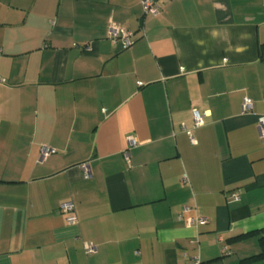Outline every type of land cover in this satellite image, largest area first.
Masks as SVG:
<instances>
[{"label": "crops", "instance_id": "1", "mask_svg": "<svg viewBox=\"0 0 264 264\" xmlns=\"http://www.w3.org/2000/svg\"><path fill=\"white\" fill-rule=\"evenodd\" d=\"M158 4L0 0V264H264V0Z\"/></svg>", "mask_w": 264, "mask_h": 264}, {"label": "built area", "instance_id": "2", "mask_svg": "<svg viewBox=\"0 0 264 264\" xmlns=\"http://www.w3.org/2000/svg\"><path fill=\"white\" fill-rule=\"evenodd\" d=\"M169 1V0H167ZM142 6L144 9L145 14H151L154 16H157L160 13V5L158 4V0H142ZM109 39L114 42L118 43L121 42L122 48L124 50L130 49L134 42H135V32L125 29L122 26L111 23L109 26ZM91 48L88 47L87 51H90ZM1 80V78H0ZM254 108V102L250 100L249 98H246L243 102V110L244 112H251ZM194 116V128H199L204 125V118L203 116L198 112H193ZM258 130L261 137H264V116H260L258 119ZM127 143L128 146L133 147L137 145V141L134 136L130 135L127 136ZM42 157L46 158L52 154H54L56 151L54 149H51L48 146L42 147ZM128 156V154H127ZM82 170L84 173V177L86 179L91 177V170L88 164H83ZM234 200H239V197L237 195L232 196ZM60 211L65 216V221L69 225H76L78 223V217L76 215L75 205L72 202H64L60 206ZM193 211L192 208L186 207L184 208V212H191ZM208 220L203 217H192L189 218L188 224L193 226H199L207 224ZM84 251L85 254L91 255L97 252V247L95 244L91 242L84 243ZM194 264H202L201 258L199 256L193 258Z\"/></svg>", "mask_w": 264, "mask_h": 264}, {"label": "trees", "instance_id": "3", "mask_svg": "<svg viewBox=\"0 0 264 264\" xmlns=\"http://www.w3.org/2000/svg\"><path fill=\"white\" fill-rule=\"evenodd\" d=\"M259 234H260V242L262 246V256H264V229Z\"/></svg>", "mask_w": 264, "mask_h": 264}, {"label": "water", "instance_id": "4", "mask_svg": "<svg viewBox=\"0 0 264 264\" xmlns=\"http://www.w3.org/2000/svg\"><path fill=\"white\" fill-rule=\"evenodd\" d=\"M263 57H264V51H263Z\"/></svg>", "mask_w": 264, "mask_h": 264}]
</instances>
